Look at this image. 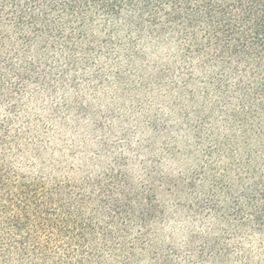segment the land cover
<instances>
[{"label": "trees", "instance_id": "obj_1", "mask_svg": "<svg viewBox=\"0 0 264 264\" xmlns=\"http://www.w3.org/2000/svg\"><path fill=\"white\" fill-rule=\"evenodd\" d=\"M0 264H264V0H0Z\"/></svg>", "mask_w": 264, "mask_h": 264}, {"label": "rangeland", "instance_id": "obj_2", "mask_svg": "<svg viewBox=\"0 0 264 264\" xmlns=\"http://www.w3.org/2000/svg\"><path fill=\"white\" fill-rule=\"evenodd\" d=\"M119 96L121 95L112 89L101 91L97 96L89 95L87 103L92 106L90 116L78 123V130L70 129L68 136L76 137L79 142L89 140V143L81 144L83 149L89 151L103 150V147L98 146L99 140L108 141L109 148H112V146H116V142L125 136L130 137L129 139L142 136L143 123L140 114L135 110V106L146 100L145 98H149V95L138 92L124 98ZM140 107L142 106L139 105L138 108ZM96 121L100 122L98 131L95 127ZM182 237L183 234L178 236L179 239Z\"/></svg>", "mask_w": 264, "mask_h": 264}]
</instances>
